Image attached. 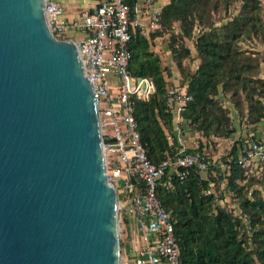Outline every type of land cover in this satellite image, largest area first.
Returning <instances> with one entry per match:
<instances>
[{
	"label": "water",
	"instance_id": "1",
	"mask_svg": "<svg viewBox=\"0 0 264 264\" xmlns=\"http://www.w3.org/2000/svg\"><path fill=\"white\" fill-rule=\"evenodd\" d=\"M97 99L43 0H0V264H121Z\"/></svg>",
	"mask_w": 264,
	"mask_h": 264
},
{
	"label": "trees",
	"instance_id": "2",
	"mask_svg": "<svg viewBox=\"0 0 264 264\" xmlns=\"http://www.w3.org/2000/svg\"><path fill=\"white\" fill-rule=\"evenodd\" d=\"M126 1L131 9L137 2ZM231 7L236 10L229 11ZM164 33L179 73L173 85L172 69L150 48ZM253 37L264 42L261 0H167L147 35L138 28L130 30L129 72L149 76L155 85L147 100L131 95V113L152 161L173 154L177 143L168 136L173 123L165 93L170 86L185 87L192 95L181 114L199 134L193 150L203 151L213 138L235 130L230 108L219 94L246 124L264 118V57L262 51L241 45ZM244 138L233 139L219 155L224 167L209 159L205 177L194 166L187 167L183 179L173 167L160 176L156 195L172 219L181 264H264V163L250 168L238 162L237 149Z\"/></svg>",
	"mask_w": 264,
	"mask_h": 264
},
{
	"label": "built area",
	"instance_id": "3",
	"mask_svg": "<svg viewBox=\"0 0 264 264\" xmlns=\"http://www.w3.org/2000/svg\"><path fill=\"white\" fill-rule=\"evenodd\" d=\"M153 4L154 0H137L131 9L126 0H94L78 19L70 20L57 1L43 0L51 33L74 40L97 99L107 179L123 206L121 225L127 223L135 229L134 243L124 248L122 245L121 264H181L173 222L156 195V186L168 167H173L180 179L190 166L205 177L209 162L205 150H193L186 144L187 121L181 111L192 95L185 87L170 86L165 93L173 123L168 136L177 141L173 154L154 162L141 143L131 113V95L147 100L155 85L151 77L129 72L127 45L131 29L138 28L147 35L156 26L158 8ZM68 30H80L82 34L73 38ZM253 134L249 131L243 135L237 149L238 162L250 168L264 163V137L252 138ZM219 165L224 167L222 162Z\"/></svg>",
	"mask_w": 264,
	"mask_h": 264
},
{
	"label": "rangeland",
	"instance_id": "4",
	"mask_svg": "<svg viewBox=\"0 0 264 264\" xmlns=\"http://www.w3.org/2000/svg\"><path fill=\"white\" fill-rule=\"evenodd\" d=\"M163 1V0H161ZM261 4H262V17H263V21H264V0H261ZM237 6V4H236ZM234 11L236 10V8L234 7H231L229 11ZM222 13V12H221ZM217 16V15H216ZM70 35V33H69ZM166 37H167V33H164L162 35H158L156 36L152 41H151V45H150V48L154 51H156L160 56H161V60H162V64L163 65H167L169 66L171 69H172V75L169 77L170 78V85H173V78L177 76H179V73H178V69L176 68L175 66V63L174 61L172 60V56H171V53H170V50L167 46V42H166ZM187 43L189 44L190 48H191V51L192 53H194V49H193V45H192V41L191 39H188L187 40ZM241 45L242 47L244 48H247V49H258L260 51H262V55L264 57V42H260L258 41L255 37L253 38H247V39H244L241 41ZM196 64V60H192V66H195ZM178 80V79H177ZM220 98L223 100L224 104L227 105L229 108H230V116H231V119H232V125L235 127V130L230 134L228 135L227 137H215L213 138L212 140H210V142H207V146L205 148V152L207 153V155L209 156V159H210V162L212 160H215L218 162H221V159L219 158V155L226 152L232 142L233 139L239 137V136H243V135H246L252 128H255V126H250L248 124H246L244 122V120H241L239 117H238V114L236 113V110L234 109L233 105L231 102L227 101L223 96L222 94H219ZM186 129L184 131V134H185V139H186V144H188L189 146H195L197 145V142H198V136L199 134L197 132H195L190 124L186 123ZM221 185H222V182H221ZM257 185V184H256ZM259 186V185H257ZM214 189V186H212V190L215 191ZM217 191V190H216ZM225 199H229V194L227 193L225 195ZM219 203H224L223 200H217ZM230 205V204H229ZM120 207H123L122 205ZM233 207H234V211L238 212V208L237 206L235 205V203L233 204ZM122 211L119 212V215L121 214ZM122 224V221L119 220V225ZM131 233H135L134 232V227L132 226L131 227ZM123 231V228L120 229V240L122 239L121 237V232ZM122 244H120V253H122Z\"/></svg>",
	"mask_w": 264,
	"mask_h": 264
},
{
	"label": "crops",
	"instance_id": "5",
	"mask_svg": "<svg viewBox=\"0 0 264 264\" xmlns=\"http://www.w3.org/2000/svg\"><path fill=\"white\" fill-rule=\"evenodd\" d=\"M55 1L59 3L62 14L65 16V18L70 19V20L78 19L81 13L85 9L93 5L94 3V0H55ZM165 1L167 0H163V1L154 0L153 6L159 9V6L162 5ZM81 34L82 32L80 30H68V36L73 37V38H77ZM263 71H264V68H262V72ZM177 79H178V76L176 75V77L173 78V82L177 83ZM252 126H255V128H252L250 130L252 133H254L256 136L264 137V118H262L256 124ZM122 227H123V231H122L123 248L124 246L129 247L132 243H134L135 233L134 234L131 233V230H130L131 227H129L127 223H124Z\"/></svg>",
	"mask_w": 264,
	"mask_h": 264
}]
</instances>
